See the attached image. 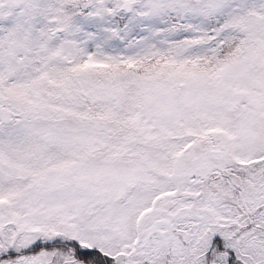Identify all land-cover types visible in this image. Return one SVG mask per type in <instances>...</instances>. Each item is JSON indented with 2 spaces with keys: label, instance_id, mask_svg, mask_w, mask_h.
I'll return each mask as SVG.
<instances>
[{
  "label": "snow or ice",
  "instance_id": "6c2138e0",
  "mask_svg": "<svg viewBox=\"0 0 264 264\" xmlns=\"http://www.w3.org/2000/svg\"><path fill=\"white\" fill-rule=\"evenodd\" d=\"M0 264H264V0H0Z\"/></svg>",
  "mask_w": 264,
  "mask_h": 264
}]
</instances>
